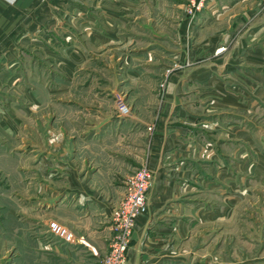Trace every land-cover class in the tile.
I'll list each match as a JSON object with an SVG mask.
<instances>
[{
  "label": "rangeland",
  "instance_id": "rangeland-1",
  "mask_svg": "<svg viewBox=\"0 0 264 264\" xmlns=\"http://www.w3.org/2000/svg\"><path fill=\"white\" fill-rule=\"evenodd\" d=\"M219 2L226 0H53L27 38L11 40L12 53L0 65V264L101 263L52 213L56 200L38 192L50 186L40 161L52 157V132L64 130L75 143L71 130L82 132L107 111L128 122L122 127L128 134L132 117L119 115L121 103L140 115L151 108L153 123L168 95L164 129L187 128L189 137L171 157L157 210L177 207L179 213L167 215L187 229L179 239L163 236V250L180 259L174 264H264V180L253 168L264 160V145L255 142L257 151L252 144L258 136L264 142L256 132L264 131V61L251 63L246 52L261 47L264 58V35L240 53L233 38L212 41L207 25L218 10L210 8ZM170 9L183 11L189 26L196 22L186 48L203 42L182 67ZM173 68L186 71H177L178 83L168 87ZM228 95L240 109L227 104ZM246 127L254 136L244 135ZM181 162L194 164L192 172L180 169ZM226 197H234L231 208ZM147 210L148 198L138 215Z\"/></svg>",
  "mask_w": 264,
  "mask_h": 264
},
{
  "label": "crops",
  "instance_id": "crops-1",
  "mask_svg": "<svg viewBox=\"0 0 264 264\" xmlns=\"http://www.w3.org/2000/svg\"><path fill=\"white\" fill-rule=\"evenodd\" d=\"M52 1L0 0V65L12 53L14 47H11V40L17 37L22 40L27 38L28 31L41 18L42 8L50 5ZM215 5L217 4L213 3L210 11L212 14L213 11L218 10V14H214L210 18V25H207L212 29V41L219 40L226 35L227 40L233 38L236 42L234 52L240 53L243 52L241 50H247L250 47L248 45L264 35V0H226V2H219L218 7ZM168 17L174 19L172 20L175 24L174 35L176 37L174 39H179L176 55L179 57V66L182 67L187 55H192L194 58L200 52L199 47L203 42L197 43L196 41L194 46L189 47L192 49L188 48V50L186 48L187 40L190 39L188 32L196 27V22L189 26V21L183 11H178L175 14L170 9ZM223 21H226L225 26L221 25ZM242 32H244V36ZM237 38L238 40H236ZM219 46V44L215 45L216 48ZM215 47L211 48V51H214ZM261 51V47L247 50V60L251 63L264 61ZM169 70L171 69L169 68ZM173 71L167 78L168 87L176 86L179 81L175 74L178 70L173 68ZM182 71L186 70H179L178 73L180 74ZM259 85L262 86L261 83ZM260 88H264V86ZM255 93L257 94L258 91ZM263 95L264 90L262 98H264ZM228 96L225 97L227 104H231L234 109H240L235 103L236 98L233 95ZM214 98L213 105H218L219 100L217 97ZM250 98V95L245 98L244 107H247L248 104L251 105ZM169 102L170 95L166 98L157 120L153 122L154 124L151 123V116L147 115L151 113L149 110L151 108H145L143 115L134 111L130 112L132 117L130 125L132 126L127 131L128 134L123 133L122 129L123 125L128 122H125V119L123 121L121 118H116L115 114L107 111H100L97 116L99 121L93 123L90 121V124L87 121L82 132L80 130L77 132L73 128L71 131L74 133L69 136L75 143L66 141L62 132L64 130L52 132V157L40 161L42 176L49 178L50 186L40 187L38 192L41 189L42 196L56 200L53 203L52 213L61 223L71 228L77 241H81L79 243L89 246L88 249L95 254L96 260L105 255L108 240L112 234L110 203L123 193L122 183L124 184L130 173L143 164L154 172V176L147 195L148 210L146 213L136 216L134 220L128 247V264H174L177 260L180 261L177 259L178 257L169 256L167 250H163L166 240L163 236H167L169 232V235L173 236L172 240L179 239L181 232L186 231L187 225L182 219L173 221L169 218L168 215H172L174 212L179 213L177 207L173 206L171 213L168 211L158 214L157 210L160 197H163L161 188L165 180V173L169 171L168 169L171 168L169 164L174 160L171 157L176 153L177 146L187 145L189 137L187 128L180 127L178 132L167 127L164 129L167 118L163 117L167 113L169 114L170 110L168 111L167 106ZM110 119L113 121L111 122ZM150 125L154 126L153 131H148ZM256 132L263 134L262 137H264V131ZM243 133L247 138L254 136L247 132V127L244 128ZM77 135L82 136L83 139ZM124 139L126 146L123 147ZM194 139L196 142L197 138ZM252 140H254L253 146L259 151V147L262 148L261 145H264L263 139L258 136ZM183 150L186 149L183 148ZM169 159H171L170 162ZM193 165L192 163H179L180 169L187 167V172H192ZM243 167L246 168L247 165L244 164ZM253 168L264 180V160L258 158ZM62 198L68 200L64 202ZM233 199L234 197L231 200L226 197V205H230L229 208L234 202ZM58 209H63L64 212L60 213ZM199 214L203 215L202 212H199L198 216ZM149 247L151 248L149 249ZM179 261L177 263L181 264Z\"/></svg>",
  "mask_w": 264,
  "mask_h": 264
},
{
  "label": "built area",
  "instance_id": "built-area-1",
  "mask_svg": "<svg viewBox=\"0 0 264 264\" xmlns=\"http://www.w3.org/2000/svg\"><path fill=\"white\" fill-rule=\"evenodd\" d=\"M119 115L127 116L130 108L126 104L118 106ZM153 175L146 165L136 168L125 179L123 194L112 204L110 210L111 237L108 250L100 264H128V247L130 244L135 217L147 207V192ZM53 231L63 238H69L65 227L56 226Z\"/></svg>",
  "mask_w": 264,
  "mask_h": 264
}]
</instances>
